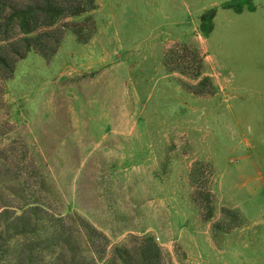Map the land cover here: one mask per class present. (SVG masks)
I'll list each match as a JSON object with an SVG mask.
<instances>
[{
	"label": "rangeland",
	"instance_id": "1",
	"mask_svg": "<svg viewBox=\"0 0 264 264\" xmlns=\"http://www.w3.org/2000/svg\"><path fill=\"white\" fill-rule=\"evenodd\" d=\"M93 1L0 68L6 187L37 191L76 237L79 217L99 231L95 264L146 235L161 264H264V0Z\"/></svg>",
	"mask_w": 264,
	"mask_h": 264
},
{
	"label": "trees",
	"instance_id": "2",
	"mask_svg": "<svg viewBox=\"0 0 264 264\" xmlns=\"http://www.w3.org/2000/svg\"><path fill=\"white\" fill-rule=\"evenodd\" d=\"M22 1L18 4L12 0H0V29L3 30L0 41L7 44L0 45V68L7 73L13 71L16 58L12 57L23 59L27 53L42 51L38 46L43 34H36L37 31L53 27L66 17H78L95 9L93 0ZM218 8L235 14L255 10L252 0H223ZM216 11L212 8L201 15L198 32L202 37L206 38L212 32ZM14 29L23 36L15 42L14 35L10 36ZM4 47L13 55H4ZM6 158L4 151L0 150V264H95L94 258L101 260L105 254L104 244L108 241L94 227L77 218L74 223L81 232L76 237L73 229L66 231L64 222L52 217L48 208L37 202V191L21 195L23 189L17 192L6 187L7 183L16 182L19 177L18 172L6 167ZM25 158L20 159L24 161ZM190 177L193 180V172ZM30 178L44 186V181L37 175ZM6 195L9 196L8 202L4 201ZM206 197L208 201L209 197ZM80 236L86 239L84 248L92 255L91 258L83 254ZM132 241L131 247H114L107 264H161L160 247L151 235L133 238Z\"/></svg>",
	"mask_w": 264,
	"mask_h": 264
}]
</instances>
